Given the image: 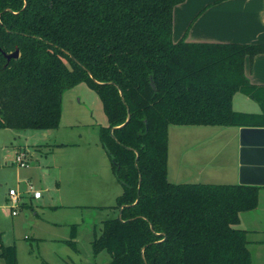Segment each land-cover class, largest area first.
I'll return each instance as SVG.
<instances>
[{
    "label": "trees",
    "instance_id": "obj_1",
    "mask_svg": "<svg viewBox=\"0 0 264 264\" xmlns=\"http://www.w3.org/2000/svg\"><path fill=\"white\" fill-rule=\"evenodd\" d=\"M182 1L0 0V127L57 128L63 94L80 82L102 100L99 140L122 184L120 214L91 241L111 254L105 264H252L250 230L238 224L264 185L171 181L169 127L264 126V88L245 72L264 44L175 41ZM240 90L263 112L234 109ZM0 250L18 264L1 232Z\"/></svg>",
    "mask_w": 264,
    "mask_h": 264
},
{
    "label": "rangeland",
    "instance_id": "obj_2",
    "mask_svg": "<svg viewBox=\"0 0 264 264\" xmlns=\"http://www.w3.org/2000/svg\"><path fill=\"white\" fill-rule=\"evenodd\" d=\"M107 124L99 94L81 82L65 90L60 125L52 129V135L46 136L44 129L0 127V228L4 243L16 244L18 264L110 261L107 250L94 254L91 242L95 233L101 232L104 219L120 214L114 205L122 184L99 140L100 128ZM169 132L171 181L239 182V175L232 173L240 146L238 126L172 124ZM55 137L64 146L46 147ZM20 153L25 154L27 165L16 161ZM217 165L223 171L212 176ZM30 184L43 191L42 198L28 196ZM10 188L25 192L29 199L28 204L14 207L19 215L11 214V201L5 199ZM48 198L59 207L52 208ZM241 217L238 226H250L255 218L264 223V187L259 205L242 211ZM52 220L61 224L55 226ZM258 225L255 227L262 228ZM249 232L252 242L259 240L258 229ZM67 239L76 240L77 249ZM0 264H6L1 254Z\"/></svg>",
    "mask_w": 264,
    "mask_h": 264
},
{
    "label": "crops",
    "instance_id": "obj_3",
    "mask_svg": "<svg viewBox=\"0 0 264 264\" xmlns=\"http://www.w3.org/2000/svg\"><path fill=\"white\" fill-rule=\"evenodd\" d=\"M182 37H185L188 41L264 44V0H184L175 5L173 12V39L178 41ZM245 72L251 83L264 88V51L257 53L253 58L246 57ZM238 92L244 93V96H237ZM233 107L238 111L250 113L263 112L260 102L241 90L237 91L233 96ZM238 127L240 134L241 126ZM52 129L54 128L44 129L46 131L45 135H52ZM64 144L63 141H59L55 137L53 144L46 147H50L53 150L63 147ZM239 150L240 146L237 150L236 161H234V169H232V173H236L237 176L239 175L240 165ZM170 153L169 132L168 175ZM221 169L223 171V167L221 168L217 165L211 171V175L217 176L221 173ZM176 175L178 174L174 173V176ZM21 195L20 205L28 204L29 199L25 197L27 196L25 192L21 193ZM28 196L30 198L33 197L31 194ZM5 199L7 202L10 200L9 192L6 193ZM48 201L52 208L59 207V205L52 204L50 198H48ZM10 208L12 215H19L18 211L16 213L12 212L14 207L10 206ZM240 222L242 223L241 215ZM51 223L55 226L61 224L56 220H52ZM255 224H262V228L255 227ZM241 227L248 230L254 229L255 231L258 229L259 240L256 242L251 241L249 244L252 264H264V223L256 221L255 218L251 220L250 226L244 223V226ZM0 232L3 241V231L1 228ZM27 237L29 238L30 235Z\"/></svg>",
    "mask_w": 264,
    "mask_h": 264
},
{
    "label": "water",
    "instance_id": "obj_4",
    "mask_svg": "<svg viewBox=\"0 0 264 264\" xmlns=\"http://www.w3.org/2000/svg\"><path fill=\"white\" fill-rule=\"evenodd\" d=\"M5 54L8 59L18 57L19 49ZM239 163L240 183L264 185V126L240 127Z\"/></svg>",
    "mask_w": 264,
    "mask_h": 264
},
{
    "label": "built area",
    "instance_id": "obj_5",
    "mask_svg": "<svg viewBox=\"0 0 264 264\" xmlns=\"http://www.w3.org/2000/svg\"><path fill=\"white\" fill-rule=\"evenodd\" d=\"M16 161L18 163H20L21 165H27L28 164L27 161H26L24 153L18 154L17 157H16ZM27 192H29L35 198H39V197L43 196V191L41 189L33 188L32 184L29 185V190ZM9 194H10V200L9 201H11V206L12 207H17L18 205H20L21 198H22L21 193L16 188H10L9 189ZM12 212L16 213L17 210L13 209Z\"/></svg>",
    "mask_w": 264,
    "mask_h": 264
}]
</instances>
